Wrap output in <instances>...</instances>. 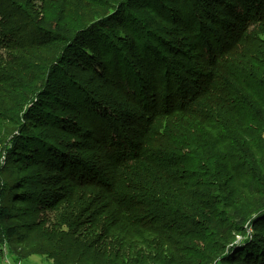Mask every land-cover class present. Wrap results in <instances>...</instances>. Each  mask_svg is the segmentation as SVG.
<instances>
[{
    "label": "trees",
    "instance_id": "1",
    "mask_svg": "<svg viewBox=\"0 0 264 264\" xmlns=\"http://www.w3.org/2000/svg\"><path fill=\"white\" fill-rule=\"evenodd\" d=\"M4 245L264 264V0H0Z\"/></svg>",
    "mask_w": 264,
    "mask_h": 264
},
{
    "label": "rangeland",
    "instance_id": "2",
    "mask_svg": "<svg viewBox=\"0 0 264 264\" xmlns=\"http://www.w3.org/2000/svg\"><path fill=\"white\" fill-rule=\"evenodd\" d=\"M9 258L12 262L14 261L13 258L10 257V255ZM21 264H52V263L38 256H33L31 259L25 260Z\"/></svg>",
    "mask_w": 264,
    "mask_h": 264
},
{
    "label": "bare ground",
    "instance_id": "3",
    "mask_svg": "<svg viewBox=\"0 0 264 264\" xmlns=\"http://www.w3.org/2000/svg\"><path fill=\"white\" fill-rule=\"evenodd\" d=\"M6 246H0V264H5ZM8 253V252H7ZM10 264H21L20 262L15 263L10 260Z\"/></svg>",
    "mask_w": 264,
    "mask_h": 264
},
{
    "label": "built area",
    "instance_id": "4",
    "mask_svg": "<svg viewBox=\"0 0 264 264\" xmlns=\"http://www.w3.org/2000/svg\"><path fill=\"white\" fill-rule=\"evenodd\" d=\"M5 264H10V258L8 256L7 252H6V255H5Z\"/></svg>",
    "mask_w": 264,
    "mask_h": 264
}]
</instances>
